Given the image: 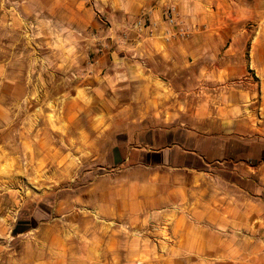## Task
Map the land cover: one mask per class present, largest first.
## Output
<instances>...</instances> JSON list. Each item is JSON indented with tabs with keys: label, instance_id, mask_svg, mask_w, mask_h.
<instances>
[{
	"label": "crops",
	"instance_id": "0c3cea01",
	"mask_svg": "<svg viewBox=\"0 0 264 264\" xmlns=\"http://www.w3.org/2000/svg\"><path fill=\"white\" fill-rule=\"evenodd\" d=\"M110 3L156 28L81 67L54 129L69 151L50 146L53 178L87 180L91 216L35 224L0 247V264H264V0ZM8 67L0 84L22 97Z\"/></svg>",
	"mask_w": 264,
	"mask_h": 264
},
{
	"label": "rangeland",
	"instance_id": "374dc122",
	"mask_svg": "<svg viewBox=\"0 0 264 264\" xmlns=\"http://www.w3.org/2000/svg\"><path fill=\"white\" fill-rule=\"evenodd\" d=\"M111 1L0 0V63L9 64V79L25 89L19 97L0 84V224L10 227L7 237L0 235V247L35 224L86 223L89 212L79 199L88 181L54 179L50 146L59 145L61 155L69 151L54 129L85 77L81 67L144 28L147 12L129 22ZM168 10L181 17L175 6ZM98 29L104 32L98 35ZM79 152L73 150V160Z\"/></svg>",
	"mask_w": 264,
	"mask_h": 264
},
{
	"label": "built area",
	"instance_id": "2783aa9c",
	"mask_svg": "<svg viewBox=\"0 0 264 264\" xmlns=\"http://www.w3.org/2000/svg\"><path fill=\"white\" fill-rule=\"evenodd\" d=\"M166 21L169 26L171 27H178L181 32L185 33L184 26L182 25L181 18L178 16L175 10H168L165 13ZM143 22H144V28L140 31L142 32L143 30H154L156 28V25L150 21L148 16L143 17ZM141 264V263H137Z\"/></svg>",
	"mask_w": 264,
	"mask_h": 264
}]
</instances>
